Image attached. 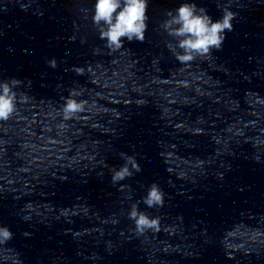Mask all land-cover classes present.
<instances>
[{
    "label": "clouds",
    "instance_id": "obj_1",
    "mask_svg": "<svg viewBox=\"0 0 264 264\" xmlns=\"http://www.w3.org/2000/svg\"><path fill=\"white\" fill-rule=\"evenodd\" d=\"M148 8L149 0H95L91 19L98 29L99 38L105 41V47L115 52L124 47L125 39L128 42L145 41ZM165 15L167 18L160 27L175 41V44L168 42L167 47L182 64L211 56L213 49L221 50L226 32L233 31L232 21L237 17V13L231 11L229 6L222 8L219 19L213 20L206 8L198 7L195 0H183L179 7L167 10ZM49 65L56 67V61H49ZM21 83L16 78L0 81V121H7L16 112L18 94L15 89ZM76 95L78 93L74 90L70 91L62 106L65 121L77 118V114L84 111L85 102L75 99ZM121 157L125 163L119 169H111L113 185L130 178L133 172L141 171L135 156L121 153ZM126 188L123 185L120 187L121 190ZM128 190L131 191L130 188ZM164 196L160 186L152 183L142 200L147 207L158 208L164 205ZM128 219L133 221L137 234L159 229V218H151L140 211L137 203L131 204ZM12 238L11 230L7 226H0V243H6Z\"/></svg>",
    "mask_w": 264,
    "mask_h": 264
}]
</instances>
